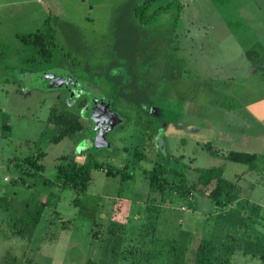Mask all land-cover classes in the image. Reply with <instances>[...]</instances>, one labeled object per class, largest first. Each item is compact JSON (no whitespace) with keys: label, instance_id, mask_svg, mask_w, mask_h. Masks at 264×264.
<instances>
[{"label":"rangeland","instance_id":"obj_1","mask_svg":"<svg viewBox=\"0 0 264 264\" xmlns=\"http://www.w3.org/2000/svg\"><path fill=\"white\" fill-rule=\"evenodd\" d=\"M141 1L0 0V264H193L202 245L209 264H263L264 75L243 50L264 45V0H176L144 22ZM35 31L51 32L48 59L16 36ZM67 76L85 92L69 93ZM229 96L240 106L223 107ZM93 98L122 119L107 146ZM51 106L81 129L50 142ZM61 156L98 166L78 196L57 175ZM156 163L185 165L189 182L194 167H220L238 197L214 204L213 183L189 197L151 189Z\"/></svg>","mask_w":264,"mask_h":264},{"label":"trees","instance_id":"obj_2","mask_svg":"<svg viewBox=\"0 0 264 264\" xmlns=\"http://www.w3.org/2000/svg\"><path fill=\"white\" fill-rule=\"evenodd\" d=\"M152 1L153 0H142L140 4L134 7V13L143 22L153 19L158 12L168 9L173 4H177V6L180 5L178 1L174 0L164 6H159L151 10V12L146 15V11ZM211 1L218 5L217 0ZM16 36L21 39L24 44L33 46L34 50L39 52L40 57L45 59L49 58L48 56L51 52L50 50L53 47L52 35L50 31H35L29 34H17ZM243 52L249 62L248 71H259L264 75V45L255 42L250 47L245 48ZM220 104L223 107L229 108H237L240 106V104L236 100L231 99L230 96L223 99ZM117 115L121 118L119 114ZM45 121L46 123L54 125V127L58 130V132L49 139L50 142H57L64 136L71 135L75 131L81 129V124L78 121L77 114L69 110H58L54 106L50 107ZM2 128H4V125ZM204 147L207 148V150H210L208 143H205ZM210 153L215 154V152L211 150ZM226 157L228 160L233 162L251 164L253 163L255 154L242 151H229L227 152ZM60 158L62 160L65 158L68 159L60 161L57 164V175L61 178L62 186L71 187L74 193L78 196L86 190L90 180V169L98 166L91 160L90 156H87L82 162H76L74 159H69L67 156H61ZM173 160L174 164L176 162L178 163L176 159ZM183 167H185L183 164L181 167L177 165V169L171 170L164 166V164L156 163L148 177L149 187L151 189H158L159 191H163L165 188L171 187L177 195L189 197L194 192L204 193V188L210 183H213L212 188L206 193V195L214 202V204L221 206L231 203L237 199V187L234 182L227 180L222 176V169L220 167H194L192 169L197 175L195 180L190 182L187 180L183 172ZM168 175L175 178V181L171 179L173 182H170V185L167 181ZM120 176L121 179H123L130 177V174H121ZM39 213L40 211L37 210L35 218L29 229V234L36 224ZM259 258L261 263L264 264V245ZM86 264L94 263L91 260H88ZM193 264H209L206 257V249H204L203 245L198 247Z\"/></svg>","mask_w":264,"mask_h":264},{"label":"water","instance_id":"obj_3","mask_svg":"<svg viewBox=\"0 0 264 264\" xmlns=\"http://www.w3.org/2000/svg\"><path fill=\"white\" fill-rule=\"evenodd\" d=\"M49 76L54 77L53 73H50ZM70 83L69 87L73 86V82L77 85V88L80 89V93L74 97L79 96L84 93L85 90L76 80L71 77H66ZM70 89V88H68ZM67 89V90H68ZM70 93V90H68ZM92 101V116L91 121L93 124V130L95 131V143L96 146L108 145V142L105 139V134L112 129L114 125L119 123L122 119L109 108V103L104 98H93Z\"/></svg>","mask_w":264,"mask_h":264},{"label":"flooded vegetation","instance_id":"obj_4","mask_svg":"<svg viewBox=\"0 0 264 264\" xmlns=\"http://www.w3.org/2000/svg\"><path fill=\"white\" fill-rule=\"evenodd\" d=\"M68 80V79H67ZM67 83H70L69 82V80H68V82ZM70 89V91H73L74 93H73V95L74 94H76L78 91H80V89H78L77 87H76V85L74 84L73 86H71V87H69ZM91 106V105H90Z\"/></svg>","mask_w":264,"mask_h":264}]
</instances>
